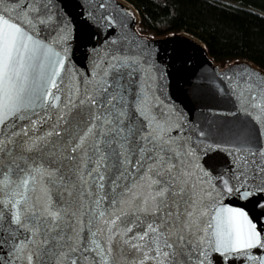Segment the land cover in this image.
Here are the masks:
<instances>
[{"label": "snow or ice", "instance_id": "obj_1", "mask_svg": "<svg viewBox=\"0 0 264 264\" xmlns=\"http://www.w3.org/2000/svg\"><path fill=\"white\" fill-rule=\"evenodd\" d=\"M13 3L0 10V231L7 214L8 238L23 236L13 246L17 264H113L122 245L143 254L138 264L158 257L165 258L158 264H180L194 240L199 264H206L209 249L223 255L264 247L245 211L202 207L196 189L207 174L198 175L188 160L191 149L166 138L167 130L149 117L137 61L113 57L94 84L64 90L62 101L65 61L29 31L52 17H45L40 0ZM72 107L81 109L79 129L59 142L51 139L61 135L55 130L29 137L28 127L8 128L10 119H29L42 108L57 113L55 129ZM36 123L30 121L33 129ZM257 155L264 158V149L239 155L240 188L249 173L264 179V159H249ZM221 182L228 193L234 190Z\"/></svg>", "mask_w": 264, "mask_h": 264}, {"label": "water", "instance_id": "obj_2", "mask_svg": "<svg viewBox=\"0 0 264 264\" xmlns=\"http://www.w3.org/2000/svg\"><path fill=\"white\" fill-rule=\"evenodd\" d=\"M40 3L44 6L45 17L52 19L44 25H34L29 31L65 61L61 75L64 81L62 101L64 90L80 86L82 91L84 82L94 84L97 73L107 68L113 57L137 61L138 83L147 91L150 101L149 117H154L155 122L167 130L166 138L191 149L193 155L188 160L196 166L198 175L207 174L205 183L196 189L203 199L202 207L210 212L220 207L245 211L264 243V191H261L264 179L249 173L247 186L240 188L243 180L236 167L239 155L264 149V112L261 111L264 107V69L243 59L221 66L199 38L186 32L159 37L139 33V15L126 0H40ZM14 7L13 0L0 3V10ZM8 15L19 17L16 11H9ZM80 111L78 107L65 109L64 121L54 129L57 113L37 108V114L28 113L29 119H10L8 128L28 127L29 137L44 136L55 130L61 135L51 139L59 142L66 134L75 136L80 126ZM30 121L37 122L34 129ZM249 159L259 162L264 158L257 155ZM222 180H228L233 186L231 193L224 190ZM244 191L252 194L244 198ZM4 220L0 231L3 237L0 239V264H17L13 246L23 236L13 232L15 238H8L7 214ZM159 246L164 247L163 239ZM144 251L155 256L147 247ZM199 251L194 240L193 246L185 249L187 258L180 257V264H199ZM113 256V264H138L144 258L141 252L128 245H122L118 252L114 250ZM261 258H264V247L260 246L245 250L244 254L222 255L209 249L206 264H259ZM164 259H149L145 264H158Z\"/></svg>", "mask_w": 264, "mask_h": 264}, {"label": "trees", "instance_id": "obj_3", "mask_svg": "<svg viewBox=\"0 0 264 264\" xmlns=\"http://www.w3.org/2000/svg\"><path fill=\"white\" fill-rule=\"evenodd\" d=\"M126 1L139 15L141 34L186 32L221 66L243 59L264 69V0Z\"/></svg>", "mask_w": 264, "mask_h": 264}]
</instances>
